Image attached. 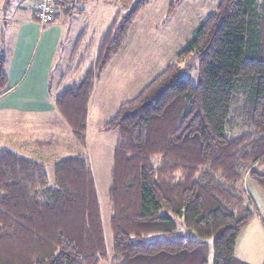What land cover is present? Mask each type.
Listing matches in <instances>:
<instances>
[{
  "label": "trees",
  "instance_id": "obj_1",
  "mask_svg": "<svg viewBox=\"0 0 264 264\" xmlns=\"http://www.w3.org/2000/svg\"><path fill=\"white\" fill-rule=\"evenodd\" d=\"M3 1L7 9L11 0ZM83 2L55 0L54 16L83 11ZM150 2L137 0L115 15L99 47V72ZM191 58L197 83L183 72ZM6 64L0 50V97ZM94 80L88 69L56 100L80 140ZM237 104L250 129L240 135L230 125ZM103 130H118L108 191L111 244L85 155L54 162L51 182L44 163L0 148V264H209L210 239L212 264H249L235 248L256 213L245 180L264 190V0H220L178 60L123 102Z\"/></svg>",
  "mask_w": 264,
  "mask_h": 264
},
{
  "label": "rangeland",
  "instance_id": "obj_2",
  "mask_svg": "<svg viewBox=\"0 0 264 264\" xmlns=\"http://www.w3.org/2000/svg\"><path fill=\"white\" fill-rule=\"evenodd\" d=\"M19 1L11 0V5L5 9L4 1L0 0V50H3L8 56L9 52L18 50L22 38L24 49L28 50L33 58L36 52L43 49L47 38V29L51 30L52 26L60 25L55 37V43L58 41L57 44L50 45V48L46 50L50 59L51 56L54 57V65H56L52 75L57 77L62 69L69 64L70 55L83 28L89 24L91 27L92 23H95L100 31L96 34L95 39H100L94 63L89 68L93 69L95 80L117 55L112 56L102 72H99L97 58L103 37L108 28L112 26L115 15L119 12L126 13L137 2V0H116L112 5L113 10H109L111 5L108 9L107 7L104 9V5L99 0H93V3H90V7H87L83 14H81L83 11L74 12L69 15H74L72 18H63V14L60 13L54 16L51 23L42 26L43 24L34 14V0ZM219 2L220 0H151L137 14L124 41L125 44L128 38L127 49L123 44L122 51H119L121 57L112 72L110 88L101 87L103 83L99 87L97 86L96 96L93 98L94 116L89 124L87 122L85 140L73 138L70 127L57 114L26 113L16 110H11L12 112L0 111V147H10L11 150L28 159L44 163L51 182L55 175L54 166H52L54 162L78 154H83L89 159L97 182L102 204V220L109 244L112 242L110 229L112 209L108 191L118 130L104 131L103 126L123 102L138 95L159 73L178 60L179 52L192 39L200 24L217 10ZM109 12H112V19L105 27ZM99 18L105 19L104 30L100 26ZM3 23L9 24L5 26ZM93 50L96 51V49ZM125 50L124 60L127 63L124 67H119ZM88 51L90 50L86 52ZM92 54L94 55L93 51ZM79 56L80 51L77 53V60ZM195 61L191 58L185 62L183 72H185V76L197 83L199 74L195 68ZM80 75L78 73V77ZM237 105L238 108L235 109L230 124L231 133L234 135L250 131L249 127L242 125V119H239V104ZM37 139L42 142L51 140V142L36 143ZM245 185L254 201L258 202L264 199V190L250 178L245 180ZM176 219L179 231L184 232L186 229L182 219ZM192 236L195 237L194 234ZM209 243L211 245L209 264H212V239Z\"/></svg>",
  "mask_w": 264,
  "mask_h": 264
},
{
  "label": "crops",
  "instance_id": "obj_3",
  "mask_svg": "<svg viewBox=\"0 0 264 264\" xmlns=\"http://www.w3.org/2000/svg\"><path fill=\"white\" fill-rule=\"evenodd\" d=\"M99 1L104 5V9L105 7L108 9L111 5L109 10H113L114 7L112 5L115 4L114 1L116 0ZM90 3H93V0H84V2L79 5V7L83 9L81 14L85 12L87 7H90ZM73 16L63 14V18H72ZM111 19L112 12H109L105 27L111 22ZM98 21L101 28L104 30L105 27H103V23L105 19L99 18ZM7 24L9 23H4L5 26H7ZM51 28V30L47 29V38L43 49L38 53L36 52L33 58L30 52L24 49V41L22 38L20 39L18 50L9 52L8 56L6 55L8 84L7 91L0 97V111L12 112L11 110H16L26 113L57 114L64 120L58 111L56 100L64 89L79 83L87 70L93 65L100 39H95V36L100 31L95 23H92L91 27L90 24L84 27L70 55L69 64L62 69L57 77H53V68L56 64L54 65V57L51 56L50 59V55L46 50L50 48V45L57 44L58 41L55 43V37L56 31L60 29V25H54ZM64 37L65 32L63 30V38ZM127 44L128 38L124 44L125 49H127ZM93 49H96V51ZM87 50L90 51L86 52ZM79 51L80 56L77 60L76 57ZM120 57L121 52L113 57L109 66L106 67L95 80L88 106V124L94 116L93 98L96 96L97 86L99 87L101 83H103L101 87L110 88V81L113 77L112 72L115 70V67H117ZM125 57L126 50L122 55L119 67H124L126 65L127 62L124 60ZM32 59L34 60L31 61ZM78 73L81 74L80 77H78ZM71 136H73V138L76 137L72 130ZM35 142L43 144L45 142L50 143L51 140L42 142L37 139ZM0 148L11 149L7 146H1ZM249 195L256 208V213L247 226L240 232L236 243L235 255L239 260L249 264H264V199L257 202L254 201L251 194ZM100 264L109 263L102 261Z\"/></svg>",
  "mask_w": 264,
  "mask_h": 264
},
{
  "label": "built area",
  "instance_id": "obj_4",
  "mask_svg": "<svg viewBox=\"0 0 264 264\" xmlns=\"http://www.w3.org/2000/svg\"><path fill=\"white\" fill-rule=\"evenodd\" d=\"M34 14L41 24H49L55 13V0H34Z\"/></svg>",
  "mask_w": 264,
  "mask_h": 264
},
{
  "label": "water",
  "instance_id": "obj_5",
  "mask_svg": "<svg viewBox=\"0 0 264 264\" xmlns=\"http://www.w3.org/2000/svg\"><path fill=\"white\" fill-rule=\"evenodd\" d=\"M6 24V23H5Z\"/></svg>",
  "mask_w": 264,
  "mask_h": 264
}]
</instances>
